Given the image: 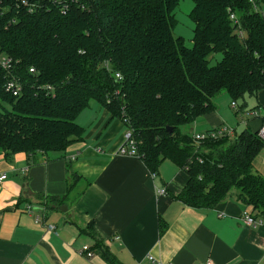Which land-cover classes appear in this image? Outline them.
<instances>
[{"label": "trees", "instance_id": "1", "mask_svg": "<svg viewBox=\"0 0 264 264\" xmlns=\"http://www.w3.org/2000/svg\"><path fill=\"white\" fill-rule=\"evenodd\" d=\"M26 1L0 17V54L12 60L8 71L0 68V152L6 158L25 153L36 162L37 154L81 141L85 128L76 118L95 101L123 121L150 173L156 175L164 160L186 172L173 198L208 208L235 196L264 220V176L253 170L264 147L258 136L264 114L251 112L259 115L257 129L216 138L195 140L183 131L215 109L219 92L235 103L264 90V0H192L190 47L173 34L180 0ZM216 53L221 59L213 64ZM9 79L20 84L17 95L6 90ZM67 170L69 190L79 176ZM38 197L56 204L65 198ZM82 233L94 240L90 251L121 264L91 223Z\"/></svg>", "mask_w": 264, "mask_h": 264}, {"label": "crops", "instance_id": "2", "mask_svg": "<svg viewBox=\"0 0 264 264\" xmlns=\"http://www.w3.org/2000/svg\"><path fill=\"white\" fill-rule=\"evenodd\" d=\"M102 110L81 141L36 162L0 152V264H109L92 250L79 253L94 244L82 233L88 223L121 264H264V220L247 224L242 214L252 210L235 196L208 208L173 198L186 172L164 160L153 175L137 155L122 153L127 128ZM200 117L192 134L213 128H199ZM68 167L79 176L69 190ZM161 187L166 194L158 195ZM39 195L65 198L56 204Z\"/></svg>", "mask_w": 264, "mask_h": 264}, {"label": "rangeland", "instance_id": "3", "mask_svg": "<svg viewBox=\"0 0 264 264\" xmlns=\"http://www.w3.org/2000/svg\"><path fill=\"white\" fill-rule=\"evenodd\" d=\"M192 7V0H180L174 11L176 23L173 28V34L175 36H182L185 40V44L189 47L192 45L194 26L190 17ZM220 59L221 54L216 53L212 56L211 63L214 64ZM213 102L215 109L209 114L215 117L216 123L212 121L209 122V119L203 116L197 120V124L199 122V128L204 126H221L228 128L232 133H238L246 127L253 129L257 124H260V118L258 119L257 117L259 115L252 114V111L259 110L260 116L264 114V90H260L256 95H245L243 99L240 98L235 100V106H233L232 98L225 91L219 92L213 98ZM102 109L103 108L97 102L91 101L90 105L76 118V121L87 129L91 125L93 119H98V117L102 115ZM93 116L94 118L90 120ZM210 123L213 124L211 125ZM195 125L196 123H193L191 126H185L183 127V131L193 132ZM253 170L264 176V147L254 160Z\"/></svg>", "mask_w": 264, "mask_h": 264}, {"label": "built area", "instance_id": "4", "mask_svg": "<svg viewBox=\"0 0 264 264\" xmlns=\"http://www.w3.org/2000/svg\"><path fill=\"white\" fill-rule=\"evenodd\" d=\"M20 5L24 4L26 6H28V2L26 0H20ZM19 3H14L13 2H7L6 0H0V17L3 16L10 8L13 7H18ZM32 7L30 6L28 11H31ZM230 19L235 21L234 15L230 14ZM237 34L239 37H243V32L241 29H237ZM12 66V60L10 57L0 54V68H3L5 70H9ZM31 72H34L33 68H30ZM117 77H120L119 74H116ZM5 88L7 91L12 92V94L17 95L20 92V84L14 80V79H9L6 81L5 83ZM233 106H235V103L233 102ZM232 133L228 128L226 127H220L217 130H204L201 132H195L193 133V137L195 140H205V139H209V138H216V136H220V135H224V134H230ZM258 136L261 139H264V124H262L259 128H258ZM125 142L129 143V148L125 149L124 146H122L121 148V152L122 153H127V154H132L135 155V147H134V143L133 140L130 138V133L127 132L125 135ZM6 177L5 174L0 175V182ZM158 195H164L166 194V189L161 187L157 190ZM30 209V208H29ZM244 221L247 224H257V223H262V219L257 215V213L255 211L252 212H243L242 214ZM257 218H259V220H257ZM48 229H52V226H47ZM80 254H85L86 256L90 257L93 255L92 251L89 250V247L84 245L82 246V248L79 251ZM150 260H153L152 256L148 257ZM160 264V263H157ZM203 264H215L213 261L211 260H206Z\"/></svg>", "mask_w": 264, "mask_h": 264}, {"label": "water", "instance_id": "5", "mask_svg": "<svg viewBox=\"0 0 264 264\" xmlns=\"http://www.w3.org/2000/svg\"><path fill=\"white\" fill-rule=\"evenodd\" d=\"M167 132L171 133L172 132V128L171 127H167L166 128ZM59 210L61 211H66L67 210V207L65 205H61L59 206Z\"/></svg>", "mask_w": 264, "mask_h": 264}]
</instances>
